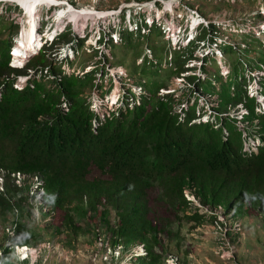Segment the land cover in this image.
Returning <instances> with one entry per match:
<instances>
[{
	"label": "trees",
	"instance_id": "16d2710c",
	"mask_svg": "<svg viewBox=\"0 0 264 264\" xmlns=\"http://www.w3.org/2000/svg\"><path fill=\"white\" fill-rule=\"evenodd\" d=\"M118 18L100 23L104 28L100 27L96 44H104L108 53L98 46L94 55L99 57L93 66L78 72L65 66L72 64L71 58H49L46 50L70 42L76 55L85 45L86 32L73 34L69 23L54 39L45 41L38 53L12 65L10 40L18 23L11 20L0 28V168L6 177L0 207L9 205L8 193L18 188L9 179L10 171L37 173L43 180L45 197L62 215L55 230L59 231L60 225L72 228L75 213L97 216L99 212L103 223L115 233L149 243L158 241L160 229L154 221V204L189 217L184 213L181 193L185 183L195 185L204 199L212 201L240 203L248 197L256 202L264 197V110L255 108V95L247 92L252 81L264 92V73L253 72L264 69V57L256 51V40L264 48L260 33L242 31L243 44L233 36L218 40L217 32L224 28L208 19L198 26V36L207 40L209 47L215 44L218 51L211 48L202 52L199 74H183L190 68L184 63L193 57L198 42L188 37L172 49L167 45V21L155 20L142 6L122 11ZM143 43L151 54L143 53L140 65L132 59L123 74H140L136 85L141 90L135 93L126 86L120 104L99 114L83 93L87 86H103L98 82L107 72L103 58L106 64L115 65L113 45H124L138 56ZM234 50L241 70L232 66ZM163 54L169 58L161 65ZM38 56L42 60H37ZM126 58L119 62L126 63ZM218 59L227 67L225 73ZM163 70L183 74L189 82L181 96L193 99L180 110L173 106L172 93L159 92L166 86ZM19 73L28 74L21 88L13 85ZM49 77L47 84L44 79ZM199 92L217 96V103L210 104L215 109L199 105ZM237 102H243L248 110L242 119L249 123L253 118L258 120L253 129L263 145L257 152L241 148L243 131L235 124V116L224 112ZM204 114H208L206 120L199 119ZM92 166L105 176H90ZM110 212L117 216L116 227L110 225ZM15 231L12 239L20 242L34 235L22 221L17 222Z\"/></svg>",
	"mask_w": 264,
	"mask_h": 264
},
{
	"label": "rangeland",
	"instance_id": "374dc122",
	"mask_svg": "<svg viewBox=\"0 0 264 264\" xmlns=\"http://www.w3.org/2000/svg\"><path fill=\"white\" fill-rule=\"evenodd\" d=\"M62 2H67L65 4L64 9H68L70 6L73 9L82 10L83 8L94 9L98 10L100 13H92L88 14L87 16H82L79 18L78 25L73 22L71 25L73 29V34H83L82 31L87 33L85 45L82 47L81 51H78V55L74 53L72 47H70L69 43L60 42L57 44L56 50L54 48H50L48 46L46 53L49 58L55 56L59 58H71L72 64H67L66 67L69 70H74L78 72L80 68L83 67V70L90 68L92 63L99 57L95 56V50H98V46L104 49L106 53H108V48L104 46V44L97 45V37L99 35V31L104 28V25H100L103 22H115L118 21V15L122 11L128 12L129 8H135L142 6L147 10L149 15L155 16V20L170 23L171 29H175L176 31L179 30V24L181 25V29L179 30V38L175 42L174 40L170 39V35L168 32L166 35L169 37V44L170 47L173 49L174 46L178 47L180 43H184L186 41V34L190 31L189 27V19L192 16L191 12H198L200 15L204 16L205 20L211 19L215 22H220L224 29H220L217 33L218 40L221 39H228L229 37L233 36L236 40L245 42L246 40L243 37V32H256L260 33V37L264 42V0H189L188 2L181 1V0H158L160 5L157 4L154 0H60ZM150 2V3H149ZM170 3V5H169ZM2 5V7H1ZM169 5V6H168ZM6 6H9L6 8ZM46 7L43 6L34 17V37L35 40V47L28 51V53L24 56H32L33 53H38V49L43 44L41 41L48 39V37L42 36L43 33H36L35 27L39 25L41 30H45L50 23L48 20H51V17L54 19H58L59 17V10L53 15V8L51 7L50 10L45 9ZM23 11L16 6L15 2L12 1H1L0 2V18L3 19V22H0V28L8 25L11 20L18 21V28L16 33L13 32L11 35V40L14 43L15 35H19L20 31L22 30V26H26L28 24L27 16L22 13ZM96 16V17H95ZM160 17V18H159ZM85 18H88V21L84 25L82 22ZM205 22V21H204ZM175 23L178 25L176 26ZM42 25V26H40ZM175 25V26H174ZM187 25V29L183 31V27ZM80 26H83L79 31ZM106 28V27H105ZM167 28V27H166ZM64 28L62 29V31ZM7 31V29H6ZM105 31H107L105 29ZM182 31L184 34H182ZM243 31V32H242ZM102 32V31H101ZM232 33V34H230ZM182 34V35H181ZM5 34H1V36H5ZM114 35V34H113ZM188 34L187 36H189ZM258 38V37H257ZM256 40V39H254ZM195 41L196 47L192 50V56L195 57L194 60L189 61L190 58H187V63H184L185 66L189 65V69L182 72L183 74L187 73H194L199 74L200 69L199 66L200 61L199 58L201 57L203 51H208L209 47L207 45V40H199ZM259 44L258 49L256 50L264 57V48L260 46L258 40H256ZM243 44V43H242ZM40 45V46H39ZM213 47V45L211 44ZM94 47V48H93ZM97 47V48H96ZM95 49V50H94ZM128 50L124 47V45L115 44L112 46V52L114 54V62H117L114 67L113 65L110 66L108 63L105 62L107 59L103 58V67L106 69V73L104 74L103 79H99L98 82L102 81L104 84L101 88L99 87H89L87 86L84 90V95L88 99H91V105L94 109L99 111V114H102L107 108L111 109L120 104V97L122 96V92L125 91L126 86L131 87L137 93L139 92L138 88H135L136 85V77L138 75H123L125 74L124 68L129 66L128 62L134 59V62L137 65H140V59L143 53H148L149 56L151 51L149 48L144 46V43L141 47V53L137 56L132 53L131 50ZM210 52V50H209ZM55 53V55H54ZM150 53V54H149ZM189 53V52H188ZM187 53V55H188ZM99 54V53H98ZM235 57L231 60L232 66L237 67L238 70L239 64H237V55L236 51L234 50ZM103 55V54H102ZM127 55V64L120 63L119 61H123ZM168 55H164L161 60V65H164L165 59L167 61ZM37 60H42V57H36ZM153 59H156L153 56ZM155 61V60H154ZM132 62V61H131ZM91 64V65H90ZM81 65V66H80ZM64 66V64H63ZM93 66V65H92ZM116 71L118 73H116ZM82 72V71H81ZM102 71H99V75H101ZM180 74L176 76L175 73H166V71L161 72V77L165 81L166 86L164 88H160L159 92H169L172 93L171 95L174 96V107L177 110H180L182 105L186 104V101L191 102V98L188 99L186 95L181 96L182 88H186L189 85L186 76ZM122 75V76H121ZM12 76V74L10 75ZM111 77V78H110ZM49 78L44 79L45 83H49ZM250 84H253L251 82ZM127 90V89H126ZM250 90L248 89V92ZM251 92V91H250ZM128 93V91L126 92ZM119 94V95H118ZM119 96V98H117ZM129 99V97H128ZM187 99V100H186ZM181 101V102H180ZM119 102V103H118ZM198 102L200 106L209 109H215L210 107L211 103H217V96L210 95L209 93H198ZM104 103V104H103ZM213 104V105H214ZM244 109V108H242ZM241 109L236 106H229L224 112L227 115L234 116L239 112ZM207 114H204L199 119L206 120ZM238 122V121H236ZM241 128L245 127L243 121L238 122ZM89 175L92 177L95 176H105L100 174L98 169L94 166L90 168ZM27 188H21L20 192L16 193L15 197L13 198L15 202L17 201L18 204L14 203L12 208H9L5 211L0 210V246H2L4 232L3 229L5 225L11 224L12 221H22L24 222L28 228H30L34 236L29 240V243L34 246H38L39 243L42 241L52 239L54 235H58V240L62 242L60 244L59 251H53V249H48L47 247H42L41 251L37 253L36 258H26L24 260H19L17 255L14 251H10L9 258L12 264H84L86 259V248L92 241L93 238V229L92 224L97 223L100 226L102 225L101 222L98 220H102V216L97 214V216H90L83 214L75 213L73 219V227L67 229L64 225H60V230L57 231L53 228V224L46 225V221L44 220V216L36 217L35 214L37 212V208L34 207V197ZM33 190V187L32 189ZM15 207L17 210L15 211ZM13 211V212H12ZM112 213V212H110ZM154 221L155 225L159 227V231L161 233V239L163 240V244H167V247L171 244V249H167L168 251H177L174 247H183L184 239H187L185 235V231L189 230L190 221H188L187 216L182 215L180 212H175L169 207H164L161 203L158 205L154 204ZM243 219V226L247 231H250V234L254 236L260 243L264 240V228L259 226L258 224H253L254 218L249 215L242 216ZM62 220L61 212L56 213L53 215V221L56 224H59ZM95 220V221H94ZM91 221V222H90ZM180 231L179 234L174 231ZM55 231V232H54ZM183 233L184 236H178ZM178 239V240H177ZM183 239V240H182ZM165 241V242H164ZM179 241V243H177ZM177 243V244H176ZM174 246V247H173ZM14 250V248H13ZM66 251V252H65ZM73 252L70 256L68 252ZM254 260L252 262H257L258 258L253 257ZM32 259H34L32 261Z\"/></svg>",
	"mask_w": 264,
	"mask_h": 264
},
{
	"label": "clouds",
	"instance_id": "9594fccd",
	"mask_svg": "<svg viewBox=\"0 0 264 264\" xmlns=\"http://www.w3.org/2000/svg\"><path fill=\"white\" fill-rule=\"evenodd\" d=\"M1 1L5 0H0V2ZM12 2H15L16 6H19V8L23 11L22 13L26 15L25 9L20 3H18L17 1ZM40 4H43V6L48 5L47 10H50V8L52 7L54 10L53 15H55L59 9L61 10L62 8H64L67 2H63V4L42 2L39 3V5ZM38 9L39 8L37 5L35 14L38 13ZM191 15L192 16L189 19L190 31L187 32L185 37L186 39L190 37V39H194L195 41L200 42L199 40L204 39L198 36L197 28L201 23H206L207 20H205V17L200 15L198 12H191ZM58 18H61V21H65L64 25L60 28L58 26L53 27V24L51 22L54 20V18L52 17L51 20H48L50 25L44 31L41 30L39 25L35 27L36 33L39 34L40 32L43 33L42 36L44 35L45 37H48V39L41 41L42 44L45 41L54 39L55 36L60 31H62V29L69 23L73 25L74 22L77 24V26H79L78 22H76V20L71 17L68 9H64ZM79 18L77 21H79ZM87 21L88 18H85L84 23L86 24ZM175 25L177 26L178 24L175 23ZM170 26L171 24L168 23L167 28ZM180 29L181 25L179 24V30ZM185 29H187V25L183 27V31ZM179 30L176 31L175 29H173L170 32V39L174 40V42L175 39L177 41L180 37L178 35ZM21 31L19 35H15L14 43L12 41L9 48V63L12 65L23 63L25 58V56L22 55V59L20 61H16L13 51L14 45L18 43V36H20ZM183 31L182 34H184ZM188 34L190 35L187 36ZM211 44L213 45V47H209L208 45H206L209 47V50L211 51V48H214L216 51H218V49L215 48V44ZM209 50L203 52H209ZM194 58L195 57H191L189 61L194 60ZM218 60L221 72L225 73L227 71V67L224 65V63H222V61H220V59ZM253 72L261 73L260 69H255ZM19 75L22 76L25 75V73L17 74L13 80V85L14 81ZM250 83L251 82H249L247 85V92L249 89L251 92L249 91L248 94L251 95L253 93V95H255V108L258 110H264V92L258 89L256 83ZM135 88H138L139 91L141 90L140 86L135 85ZM233 106H239V108L241 109L239 112H237L236 115H234L236 119L235 124L239 129L243 131L240 144L241 148L247 152H257L263 145V142L260 140V134L253 129L254 125L258 122L257 118H253L251 123H249L248 120L242 119L243 114L247 113L248 111L246 105L243 102H237ZM236 121H243L244 123H246L245 127L241 128L240 124H238V122ZM5 178V171L4 169L0 168V193H6ZM9 179L13 184H16L18 188L15 189V191L11 190L8 193L10 194L9 205L6 208L0 207V210L5 211L9 208H12L14 203L18 204V202H15L13 198L15 197L16 193L20 192L21 188H27L26 190H28L34 197L33 205L37 208L35 216H44L46 225L53 224L54 228L55 223L53 221V215L55 213V210L52 208V205L45 197V188L42 178H40L37 173L12 170L9 172ZM32 187L33 190H31ZM181 193L182 197L185 200L184 213L191 217H187L188 221H190V225H188L190 229L185 231L187 239H184L183 247L179 246L177 248L173 246L177 251H170L172 250L171 244L169 245V247H167V245L169 244L168 242L166 245L163 244L160 231L157 233L158 241L147 243L145 240L137 237L131 238L119 233H115L110 227L106 226L102 220H98L102 225L100 226V223L92 224L94 233L91 243L86 248L87 252L84 264H184L183 259L181 258V254L191 252V250L195 251L199 248L202 252L210 250L220 261H224L226 264H245L242 261L244 258H242L241 255L246 251L247 264H264V240H262L261 244H259L260 248H258L257 253L253 255V257L258 258V261L252 262L254 258L250 256V249L253 245V240L257 239L250 234L251 230L247 231L244 228L242 219V216L247 215L248 212L249 215L254 218L253 224H258L259 226L264 228V197H259V200L255 199L256 202L249 199L248 197L242 198L240 203H236L235 201L230 203L228 202L229 200L212 201L204 199L201 194L198 193L196 186L189 183L183 184ZM16 210L17 208L15 207V211ZM86 215H88L90 219L91 215ZM108 217L110 218L111 226H118L116 219L117 216L114 213H110ZM17 222L18 221L14 220L11 224L5 225L3 229L4 238L2 246H0V264H12L9 258L10 251H14L19 260H24L28 257H34L35 259L37 253L41 251L42 247L53 249L54 252L59 251V248L61 247L60 244H62V242L58 240V235H54L52 239L42 241L38 246H34L29 243V240L34 235L25 242L13 240L12 237L16 235L15 226ZM117 229L119 228L117 227ZM28 230L32 231L30 228H28ZM174 232H177V234L180 233V231L178 230ZM178 236L184 235L183 233H181V235ZM177 243H179V241ZM257 243L258 242H256V244ZM167 249L170 250L168 251ZM68 254L71 256L73 252L70 251L68 252ZM155 258L159 260L157 263L153 262L155 261ZM34 259H32V261Z\"/></svg>",
	"mask_w": 264,
	"mask_h": 264
},
{
	"label": "bare ground",
	"instance_id": "6f19581e",
	"mask_svg": "<svg viewBox=\"0 0 264 264\" xmlns=\"http://www.w3.org/2000/svg\"><path fill=\"white\" fill-rule=\"evenodd\" d=\"M17 1L22 5L25 9V13L27 16L28 24L22 26V31L20 36H18V43L14 45V54L16 61H20L22 59V55H26L28 51L32 50L35 46L36 37H34L33 29H34V17L35 11L37 9V5L42 2H48L52 4H63L60 0H12ZM150 3V2H149ZM170 5V3H169ZM168 5V6H169ZM64 8L59 10L60 14L63 12ZM70 15L76 22H78V18L82 16H87L88 14L100 13L98 10L83 8L82 10L73 9L71 6L68 8ZM172 26V25H171ZM171 26L167 28V32L170 33L172 31Z\"/></svg>",
	"mask_w": 264,
	"mask_h": 264
},
{
	"label": "crops",
	"instance_id": "0c3cea01",
	"mask_svg": "<svg viewBox=\"0 0 264 264\" xmlns=\"http://www.w3.org/2000/svg\"><path fill=\"white\" fill-rule=\"evenodd\" d=\"M250 241V240H249ZM256 242H258L256 244ZM247 243V240H246ZM261 243L258 240H253V245L250 249V256L253 257L257 253L258 248H260ZM200 249V248H199ZM196 249L195 251L186 252L181 254L184 264H226L224 261H220L216 255L210 250L201 251V249ZM244 258L242 261L247 264V251L241 255ZM154 263H157L159 260L154 259Z\"/></svg>",
	"mask_w": 264,
	"mask_h": 264
},
{
	"label": "built area",
	"instance_id": "2783aa9c",
	"mask_svg": "<svg viewBox=\"0 0 264 264\" xmlns=\"http://www.w3.org/2000/svg\"><path fill=\"white\" fill-rule=\"evenodd\" d=\"M42 7H43V4H40V5L38 4V8H39L38 10H40ZM45 7H46L45 9L47 11L48 5H45ZM82 22H84V20ZM51 23L53 24V27L54 26H58L60 28V27H62L64 25L65 21L64 20L61 21V18H58V19H54ZM83 24H85V23H83ZM81 28L83 29V26H80L79 31H80ZM168 34L170 35V33H168ZM28 69H29V71H31L30 68H28ZM260 72L264 73V69H260ZM27 77H28V74H25V75H22V76L19 75L17 77V79L14 81V85H16L18 87L23 86L26 83V78Z\"/></svg>",
	"mask_w": 264,
	"mask_h": 264
}]
</instances>
